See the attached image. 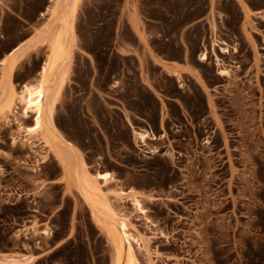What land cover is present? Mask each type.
<instances>
[{
	"label": "rangeland",
	"instance_id": "1",
	"mask_svg": "<svg viewBox=\"0 0 264 264\" xmlns=\"http://www.w3.org/2000/svg\"><path fill=\"white\" fill-rule=\"evenodd\" d=\"M51 4L0 0V57L43 27ZM75 15L55 123L89 172L111 175L100 187L143 237L140 262L264 264V0H80ZM47 52L29 49L12 81H36ZM132 126L153 130L158 150L141 151ZM24 135L0 115V252L33 256L17 264H111L78 189ZM120 188L137 191L145 215Z\"/></svg>",
	"mask_w": 264,
	"mask_h": 264
},
{
	"label": "bare ground",
	"instance_id": "2",
	"mask_svg": "<svg viewBox=\"0 0 264 264\" xmlns=\"http://www.w3.org/2000/svg\"><path fill=\"white\" fill-rule=\"evenodd\" d=\"M50 1L52 4L40 12L44 14L47 11V20L43 27L37 28L26 44L21 41L0 57V115L17 123V129L23 130V138L28 144L33 142L27 135L38 136L46 153H51L57 159L67 181L78 189L97 225L109 237L112 246L111 264H142L136 255L135 246H144L143 237L132 231V224L126 213L117 209L106 190L100 187L111 175L107 171L89 172L80 149L58 130L55 123L57 102L70 71L75 14L80 0ZM245 12L247 13L246 9ZM39 43L45 44L48 52L39 66L36 81L15 84L11 77L18 60ZM217 45L221 51L227 53L230 48L235 50L224 40ZM198 59H207L205 48L199 53ZM172 71L179 76L177 69L173 68ZM217 73L227 75L228 70L218 67ZM28 119H32L31 124H26ZM159 136H163V133ZM132 137L141 151L154 153L158 150L157 146L148 145V140L160 138L150 128L132 126ZM97 179H101V182L98 183ZM114 194L118 199L129 200L136 211L145 215L146 210L137 191L120 188ZM41 233L47 232L41 230ZM19 262H33V256L0 252V264Z\"/></svg>",
	"mask_w": 264,
	"mask_h": 264
}]
</instances>
